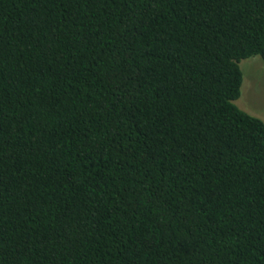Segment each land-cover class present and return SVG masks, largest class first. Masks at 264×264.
Masks as SVG:
<instances>
[{"label": "trees", "instance_id": "obj_1", "mask_svg": "<svg viewBox=\"0 0 264 264\" xmlns=\"http://www.w3.org/2000/svg\"><path fill=\"white\" fill-rule=\"evenodd\" d=\"M264 0H0V264H264Z\"/></svg>", "mask_w": 264, "mask_h": 264}, {"label": "rangeland", "instance_id": "obj_2", "mask_svg": "<svg viewBox=\"0 0 264 264\" xmlns=\"http://www.w3.org/2000/svg\"><path fill=\"white\" fill-rule=\"evenodd\" d=\"M241 97L235 104L244 112L264 121V62L260 57L243 60Z\"/></svg>", "mask_w": 264, "mask_h": 264}]
</instances>
